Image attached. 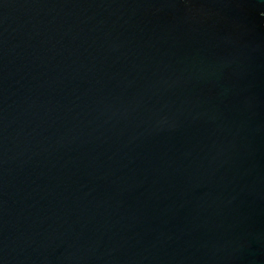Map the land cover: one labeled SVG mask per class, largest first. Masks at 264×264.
I'll use <instances>...</instances> for the list:
<instances>
[{"label": "water", "instance_id": "95a60500", "mask_svg": "<svg viewBox=\"0 0 264 264\" xmlns=\"http://www.w3.org/2000/svg\"><path fill=\"white\" fill-rule=\"evenodd\" d=\"M0 264H264V0H0Z\"/></svg>", "mask_w": 264, "mask_h": 264}]
</instances>
